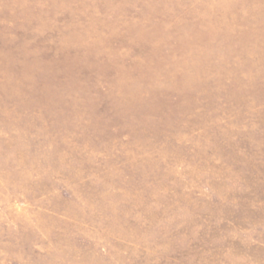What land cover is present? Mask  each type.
I'll return each mask as SVG.
<instances>
[{"label":"rangeland","instance_id":"obj_1","mask_svg":"<svg viewBox=\"0 0 264 264\" xmlns=\"http://www.w3.org/2000/svg\"><path fill=\"white\" fill-rule=\"evenodd\" d=\"M0 264H264V0H0Z\"/></svg>","mask_w":264,"mask_h":264}]
</instances>
